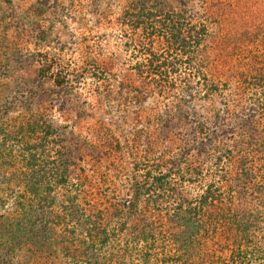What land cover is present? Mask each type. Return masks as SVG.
<instances>
[{
	"label": "trees",
	"instance_id": "obj_1",
	"mask_svg": "<svg viewBox=\"0 0 264 264\" xmlns=\"http://www.w3.org/2000/svg\"><path fill=\"white\" fill-rule=\"evenodd\" d=\"M194 1L0 0V264H264V0Z\"/></svg>",
	"mask_w": 264,
	"mask_h": 264
},
{
	"label": "rangeland",
	"instance_id": "obj_2",
	"mask_svg": "<svg viewBox=\"0 0 264 264\" xmlns=\"http://www.w3.org/2000/svg\"><path fill=\"white\" fill-rule=\"evenodd\" d=\"M23 1L28 2L29 0H27V1H26V0H23ZM194 2H196V0H195ZM194 4H195V3H194ZM75 10H78V9L76 8ZM83 14H84L85 16H87V14H86L85 12H83ZM68 29H69V30H70V29H73V26H70V28H68ZM75 30H76V29H75ZM59 32H60V35L65 36V34L63 33V31L59 30ZM117 33H118V32H117ZM116 42H118V41H116ZM118 43H119V42H118ZM30 48L33 49V47H30ZM117 51L119 52V50H117ZM76 55H77V49H73V50H70L69 52L65 53V57H66V59L69 60L70 62H73V60L75 59ZM23 74L25 75V77L27 76V78H28V77H29V78H32V77L34 76V73H33L32 71H30V70L24 71ZM91 82H92V80L89 79V78H87L85 81H83L82 84H80L82 90L84 89L85 92H86V91H89V92L91 93V89H90ZM50 87H51L50 83L45 82V86H44V88H45V89H49ZM73 89H74V91H77V89H75V88H73ZM81 92H82V91H81ZM101 111H102V110L97 109V111H96L95 113H93V116H94V117H98V114H100ZM52 114H54V113L52 112ZM57 114H59V113H57ZM130 118H132V117H130ZM58 119H59V120L64 119V115H58ZM92 119H93V117H92ZM105 122L108 124V122L106 121V119H105ZM131 124L133 125V127H134L135 129H137V127L139 126V125H138L137 117H136L135 120L132 119V123H131ZM131 124H130V125H131ZM105 125H106V124H105ZM130 125H129V126H130Z\"/></svg>",
	"mask_w": 264,
	"mask_h": 264
}]
</instances>
